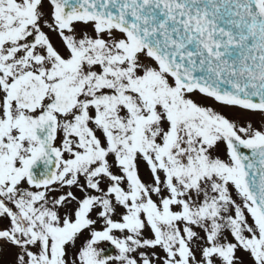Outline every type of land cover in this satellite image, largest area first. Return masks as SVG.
<instances>
[{"label":"snow or ice","instance_id":"1","mask_svg":"<svg viewBox=\"0 0 264 264\" xmlns=\"http://www.w3.org/2000/svg\"><path fill=\"white\" fill-rule=\"evenodd\" d=\"M0 264H264V0H0Z\"/></svg>","mask_w":264,"mask_h":264},{"label":"rangeland","instance_id":"2","mask_svg":"<svg viewBox=\"0 0 264 264\" xmlns=\"http://www.w3.org/2000/svg\"><path fill=\"white\" fill-rule=\"evenodd\" d=\"M255 119H257V121H259V117H258V116H257V117H254V120H255ZM253 122H254V121H253ZM254 123H255V122H254Z\"/></svg>","mask_w":264,"mask_h":264}]
</instances>
